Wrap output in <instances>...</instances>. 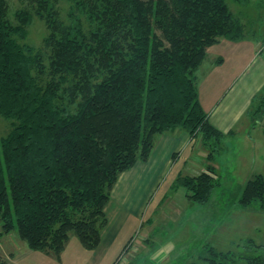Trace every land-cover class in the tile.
Wrapping results in <instances>:
<instances>
[{
  "label": "trees",
  "instance_id": "trees-1",
  "mask_svg": "<svg viewBox=\"0 0 264 264\" xmlns=\"http://www.w3.org/2000/svg\"><path fill=\"white\" fill-rule=\"evenodd\" d=\"M19 1L10 15L0 0V115L10 120L0 137L1 227L59 259L71 233L87 250L98 245L112 186L148 158L156 135L183 129L200 136L208 159L220 151L225 133L200 104L196 71L207 47L246 33L226 0H65L66 18L60 0ZM33 17L48 30L39 49L23 42ZM256 99L254 122L264 114V95ZM214 172L178 174L170 188L205 204ZM255 199L264 200L261 176L239 202ZM245 247L254 254L207 247L185 264H264V244Z\"/></svg>",
  "mask_w": 264,
  "mask_h": 264
},
{
  "label": "rangeland",
  "instance_id": "rangeland-1",
  "mask_svg": "<svg viewBox=\"0 0 264 264\" xmlns=\"http://www.w3.org/2000/svg\"><path fill=\"white\" fill-rule=\"evenodd\" d=\"M226 2L230 10L242 21L246 35L253 34L258 41L263 42H260L259 46L260 49L263 48L262 52L256 54L258 59L250 63L244 72V76L250 75L247 88L241 80L235 82L234 91L220 104L229 105L227 112L230 113L231 121L233 111L244 107L242 105L246 90H257L253 96L255 99L264 95V0ZM8 3L10 15L21 6L19 0H8ZM59 4L60 15L66 18L68 3L60 0ZM26 29L27 35L23 42L36 49L41 48L48 33L44 21L33 17ZM196 74L198 76V70ZM206 84L204 88L201 87L203 100ZM243 86L245 88L242 90ZM206 100L208 104L210 99ZM249 108L246 114L241 112V115H238L237 123L232 127V134H225L220 151L216 152L211 160L207 158V154L204 156L208 149L202 144L200 136L185 148L180 147L181 144L178 143L177 146L183 150L177 157L171 156L173 163L166 172H160L161 178L154 180L157 187L151 192L150 187L147 188L146 193L141 196L137 192L139 199L135 202V208L137 209L138 205L140 209L135 217L128 215L123 221L112 215L118 203L116 193L122 192V197L130 192L127 204H131L135 195V183L141 185L143 178L137 175L138 169L123 176L119 174V181L112 186L108 205L105 206L107 221L101 229L100 236H104L98 247L110 237H113V241L98 264H185L200 261L199 257L207 254V247L216 251L234 252L237 255H250L254 254V251L245 247L247 240L264 244V200L255 199L245 206L239 202L249 179L255 176L264 179V114L254 122L250 114L252 106ZM9 129L10 120L0 115V137ZM209 166H213L215 172L211 174L218 182L207 203L193 204L188 199V192L184 187L173 190L169 188L177 174L193 176L208 172ZM124 184L127 185L126 190L123 188ZM142 187L145 188V185ZM69 239L77 241L82 247L74 234L71 233ZM127 241L126 248L121 252ZM103 247L104 245L101 248ZM30 251L32 252L19 238L16 230L3 231L0 220V264H56L48 258L43 259L44 261L37 259L34 255L41 253L38 251L18 260L22 253ZM76 264H83L82 258Z\"/></svg>",
  "mask_w": 264,
  "mask_h": 264
},
{
  "label": "crops",
  "instance_id": "crops-1",
  "mask_svg": "<svg viewBox=\"0 0 264 264\" xmlns=\"http://www.w3.org/2000/svg\"><path fill=\"white\" fill-rule=\"evenodd\" d=\"M260 42L262 41H258L257 37H255L253 34L246 35L242 40L239 41H231L225 38H220L218 42L207 47L205 58L197 69V90L200 104L207 113L209 121L225 134H232V127L236 125L238 115H241V112L245 114L248 112L250 109L249 106L252 105V101L254 99L253 96H255V92L257 90L255 92L252 91L251 88L246 90L247 92H245L244 95V104L242 105V107H244L242 109L236 108V112L233 111L231 121H229L230 113L227 112V110L229 111L227 107L229 105L226 106L220 104L224 102L229 93L234 91L235 82L237 83L239 80H241V82H243L247 88V85L250 81V75H247L246 77L244 76V72L250 63H253L258 59L256 54L262 52V49L259 47ZM205 84L207 86L205 100H203L201 87L204 88ZM245 86L242 87V90L245 88ZM206 99H210L208 100V104ZM194 139L197 140V137ZM192 141L193 139H191L188 133L183 129H176L174 131L158 134L155 137L154 144L148 158L145 161H137L130 169L120 174L123 176V174H127V172H133L138 169L137 175H140V177L143 178V182L141 185H138L137 182L135 183V195L131 204H127L130 200L128 197L130 192L123 194L122 197L120 196L122 192L116 193L118 203L114 207L115 210L112 215L118 216L120 221L125 220L128 215L135 217L138 213V210L140 209L138 205L137 209L135 208V202H137L139 199L137 192H139L141 196L143 193H146L147 188L149 187L150 192L154 190L155 187H157L154 180L156 178H161L160 172H166V169L171 163H173L171 156L177 157L183 150L180 147L185 148L186 146L193 144L194 142L192 143ZM178 143L181 144L180 147L177 146ZM206 154L207 153L204 152V156ZM119 177L117 179L118 181ZM140 177L138 178L140 179ZM171 184L172 182L170 183L169 188ZM144 185L145 188L142 187ZM126 186L127 185L124 184V190H126ZM144 201L145 200H143V202ZM160 202L161 201H159V204ZM103 236L104 235L101 234L100 241L93 250H87L83 247H80L77 241L69 239L66 242L64 249L60 253L59 259L50 257L49 254L42 251H38L41 253H35L37 255L34 256L37 259L42 260L48 258L53 260L56 264H76L81 258L83 260V264H98V261L104 255V252L113 241V237H110L104 244H102V246L104 245L103 248H101L102 246L98 247ZM33 251L37 250H32V252ZM30 252L22 253L18 260H20V258L23 259L26 256H31V254H34ZM116 257H118V255ZM44 263L49 264L47 262Z\"/></svg>",
  "mask_w": 264,
  "mask_h": 264
},
{
  "label": "built area",
  "instance_id": "built-area-1",
  "mask_svg": "<svg viewBox=\"0 0 264 264\" xmlns=\"http://www.w3.org/2000/svg\"><path fill=\"white\" fill-rule=\"evenodd\" d=\"M264 47V46H263ZM263 49V48H262Z\"/></svg>",
  "mask_w": 264,
  "mask_h": 264
}]
</instances>
